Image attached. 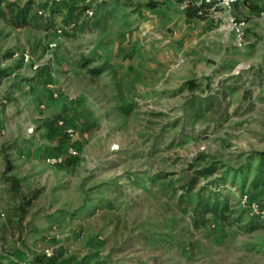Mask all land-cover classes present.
<instances>
[{"label":"rangeland","instance_id":"obj_1","mask_svg":"<svg viewBox=\"0 0 264 264\" xmlns=\"http://www.w3.org/2000/svg\"><path fill=\"white\" fill-rule=\"evenodd\" d=\"M231 14L241 39L173 0H0L5 262L264 264V0Z\"/></svg>","mask_w":264,"mask_h":264},{"label":"trees","instance_id":"obj_2","mask_svg":"<svg viewBox=\"0 0 264 264\" xmlns=\"http://www.w3.org/2000/svg\"><path fill=\"white\" fill-rule=\"evenodd\" d=\"M67 7L71 8V11H74V3L68 2ZM208 11L206 5H192L186 10V15L188 18H204L206 12ZM91 71L94 73H101L103 72V67H95ZM215 167L209 166L206 168L201 169L198 174H196L195 178L188 183L186 188L191 190L197 179L200 175H206L209 173H213L215 171ZM264 186V162L258 169L257 174L251 180V188L252 189H259ZM207 186H204L205 189ZM228 206L225 201L220 200L217 195L212 191L207 198L200 201V207L197 211V215L193 217V225L195 228H201L202 226L206 225L209 221L208 214L211 213L215 217H217L220 221H225L227 218L226 211ZM0 264H15L13 262L7 263L3 258L0 257Z\"/></svg>","mask_w":264,"mask_h":264},{"label":"built area","instance_id":"obj_3","mask_svg":"<svg viewBox=\"0 0 264 264\" xmlns=\"http://www.w3.org/2000/svg\"><path fill=\"white\" fill-rule=\"evenodd\" d=\"M178 3L182 10H187L192 5H206L208 11L219 13L223 10L229 13L230 23L233 29L236 31L238 38L241 39L243 35L244 20L237 18L231 14L234 6L239 0H173ZM87 12L92 14V10L88 9Z\"/></svg>","mask_w":264,"mask_h":264},{"label":"crops","instance_id":"obj_4","mask_svg":"<svg viewBox=\"0 0 264 264\" xmlns=\"http://www.w3.org/2000/svg\"><path fill=\"white\" fill-rule=\"evenodd\" d=\"M237 4V3H236ZM235 7V6H234Z\"/></svg>","mask_w":264,"mask_h":264}]
</instances>
